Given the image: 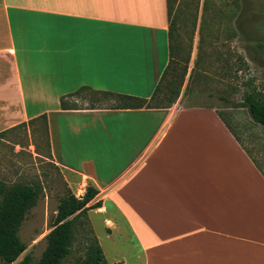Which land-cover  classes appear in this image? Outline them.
<instances>
[{
  "label": "crops",
  "instance_id": "0c3cea01",
  "mask_svg": "<svg viewBox=\"0 0 264 264\" xmlns=\"http://www.w3.org/2000/svg\"><path fill=\"white\" fill-rule=\"evenodd\" d=\"M169 62L167 0H0V140L45 115L44 158L142 264H264V170L216 107L68 103L150 98Z\"/></svg>",
  "mask_w": 264,
  "mask_h": 264
},
{
  "label": "rangeland",
  "instance_id": "374dc122",
  "mask_svg": "<svg viewBox=\"0 0 264 264\" xmlns=\"http://www.w3.org/2000/svg\"><path fill=\"white\" fill-rule=\"evenodd\" d=\"M174 11L179 47L165 80L179 83L186 74L176 102L216 107L264 170V126L254 121L246 104L248 93L264 100V0H176ZM70 98V106L111 107L116 100L91 88H80ZM44 157L48 145L43 117L17 126L0 140V180L41 189L19 231L27 248L17 261L29 255L32 264H39L61 199L69 191L78 192ZM120 225L110 235L101 215L92 214V223L88 219L78 226L73 251L63 264L86 258L92 236L98 238L108 264H142L137 239L125 222Z\"/></svg>",
  "mask_w": 264,
  "mask_h": 264
},
{
  "label": "trees",
  "instance_id": "16d2710c",
  "mask_svg": "<svg viewBox=\"0 0 264 264\" xmlns=\"http://www.w3.org/2000/svg\"><path fill=\"white\" fill-rule=\"evenodd\" d=\"M175 3L176 0H167L170 62L154 93L150 98H143L112 91H101L115 97L116 100L111 108H167L176 103L181 94L186 74L183 75V79L181 78L179 83L176 82L175 78L165 80V72L171 66L176 49L179 47L180 35L179 37L177 35L180 33L177 32L176 22L172 19ZM176 39H178L177 44H175ZM246 104L254 121L264 126V100L255 94L248 93L246 94ZM62 106H65L63 101ZM42 117L46 118L45 115ZM47 144H49L48 141ZM40 191L41 189L36 185L23 183L9 185L0 180V259L2 264H32L29 255L17 261L27 248L19 235V231L28 210L38 201ZM98 194L99 189L89 184L81 198L69 191L61 199L54 225L46 235L47 246L42 253L39 264H63L65 262L73 251L78 226L88 221L90 209L103 205L102 201L91 203ZM87 252V257L78 264H108L103 248L96 236L90 238Z\"/></svg>",
  "mask_w": 264,
  "mask_h": 264
},
{
  "label": "built area",
  "instance_id": "2783aa9c",
  "mask_svg": "<svg viewBox=\"0 0 264 264\" xmlns=\"http://www.w3.org/2000/svg\"><path fill=\"white\" fill-rule=\"evenodd\" d=\"M85 191H86V187H83V188H82L81 195H80V196H78V197H79V198H81V197L84 195Z\"/></svg>",
  "mask_w": 264,
  "mask_h": 264
}]
</instances>
